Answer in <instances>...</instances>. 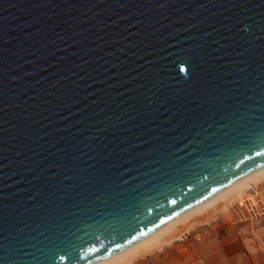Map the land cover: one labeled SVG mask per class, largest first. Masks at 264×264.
I'll return each instance as SVG.
<instances>
[{
  "label": "water",
  "instance_id": "water-1",
  "mask_svg": "<svg viewBox=\"0 0 264 264\" xmlns=\"http://www.w3.org/2000/svg\"><path fill=\"white\" fill-rule=\"evenodd\" d=\"M264 167V0H0V264H92Z\"/></svg>",
  "mask_w": 264,
  "mask_h": 264
},
{
  "label": "crops",
  "instance_id": "crops-1",
  "mask_svg": "<svg viewBox=\"0 0 264 264\" xmlns=\"http://www.w3.org/2000/svg\"><path fill=\"white\" fill-rule=\"evenodd\" d=\"M260 184H264V181ZM246 193L248 191H245L243 196ZM246 200L248 202L243 210L237 207V211H233L234 218L231 221L221 213L214 223V230L213 227H203L196 238L178 242L179 239L183 240L184 233L197 229L204 223L191 224L181 236L164 244L154 245L147 253L129 254L125 258L127 264H146L147 261H143L145 259H150V264H264V204L259 205L257 209L249 199ZM259 210L262 213L257 216ZM120 262L122 261L116 264Z\"/></svg>",
  "mask_w": 264,
  "mask_h": 264
},
{
  "label": "bare ground",
  "instance_id": "bare-ground-1",
  "mask_svg": "<svg viewBox=\"0 0 264 264\" xmlns=\"http://www.w3.org/2000/svg\"><path fill=\"white\" fill-rule=\"evenodd\" d=\"M262 179H264V167H261L257 169L256 171L244 177H241L240 179L233 182L232 184L225 187L224 189L220 190L219 192H217L210 198L206 199L205 201L195 205L194 207H191L190 209L182 212L176 217H173L172 219L168 220L166 223H164L163 225H161L160 227H158L156 230L149 233L148 235L131 243L130 245L121 249L120 251L106 258L97 260L93 262L92 264H116L120 260H122L124 256H129V254L132 255V253L136 252L139 249L140 250L141 249L150 250L154 245H157L158 243H160V241H163L165 237L169 236L170 233L173 232L172 230L175 229V227L186 224V222H188V220L186 221V219H188L189 217L193 218V216H196V214L199 215V213H202V212L203 214L205 213L210 214V212L214 208H216L218 205L221 204L222 206H225L224 204L226 203L228 204L230 201H233V200H240V202H242L243 200H246V199H243L244 191H248L249 193L250 185L253 182L255 183L259 182ZM245 186H246V189L244 188ZM254 198L256 197L250 194L248 199L254 200ZM203 214H200L201 217ZM177 234L178 233H175V236H177Z\"/></svg>",
  "mask_w": 264,
  "mask_h": 264
},
{
  "label": "rangeland",
  "instance_id": "rangeland-1",
  "mask_svg": "<svg viewBox=\"0 0 264 264\" xmlns=\"http://www.w3.org/2000/svg\"><path fill=\"white\" fill-rule=\"evenodd\" d=\"M262 181H264V179H262V180H260L259 182H253L251 185H253V186H257V188H258V190H259V196L257 197V198H254V200H249V202L251 203V204H254V208H257V209H259L258 207H259V205H261V204H264V184H260V183H262ZM258 184H260V185H258ZM245 189H246V186L244 187ZM245 192V191H244ZM244 198L245 199H248L249 197H248V193H246L245 195H244ZM239 201L240 200H233V201H230L228 204L226 203V204H224L225 206H222L221 204L220 205H218L216 208H214L211 212H210V214H208V215H206V214H203V216L202 217H189L188 219H186V221L188 220V222H186V224H184V225H180V226H178V227H175V229H173L172 231V233L169 235V236H167V237H165L164 238V240L163 241H160V243H158L157 245H161V244H164V243H166L167 241H170L171 239H174V238H176V237H179V236H181L184 232H186L187 230H188V228L190 227V224H192V225H195V224H198V223H201V224H203V225H201L200 227H198L197 229H194V230H190L189 232H186V233H184L183 235H182V238H183V240L182 239H179L178 240V242H186V241H188V238H196V236H198V234L199 233H201V231H202V229H203V227H206V228H208V229H210V227H213L212 229L214 230V223H215V221L218 219V218H220V215H221V213L224 215V217H226L229 221H231V219L232 218H234V213H233V211L234 212H236L237 211V207H239L238 205H239ZM218 209V210H217ZM216 210V211H215ZM242 210H243V208H242ZM206 212V211H205ZM203 213V212H202ZM202 213H199V215L200 214H202ZM261 213L262 212H260V210H259V213H257V216H259V215H261ZM196 215H198V214H196ZM243 215L244 216H246V214H245V212H243ZM191 220V221H190ZM200 220V221H199ZM178 228V229H177ZM175 233H178L177 234V236H175ZM175 236V237H174ZM185 236V237H184ZM157 245H155V246H157ZM152 250V248L150 249V250H137L136 252H134V253H136V255H142V254H144V253H147V252H149V251H151ZM125 258H127V256H124L123 258H122V260H120V261H122V262H120L119 264H127V259L125 260ZM124 261H126V262H124ZM144 262H146V264H148L149 262H150V259L149 260H143ZM150 264V263H149Z\"/></svg>",
  "mask_w": 264,
  "mask_h": 264
},
{
  "label": "built area",
  "instance_id": "built-area-1",
  "mask_svg": "<svg viewBox=\"0 0 264 264\" xmlns=\"http://www.w3.org/2000/svg\"><path fill=\"white\" fill-rule=\"evenodd\" d=\"M249 192L251 193V195H253L256 198L259 196V190L256 186L250 185ZM247 202L248 200H243L242 202L239 203V207L244 208L245 205H247Z\"/></svg>",
  "mask_w": 264,
  "mask_h": 264
}]
</instances>
